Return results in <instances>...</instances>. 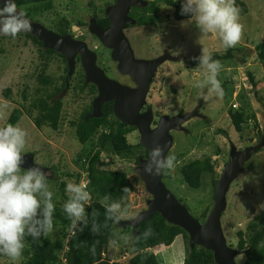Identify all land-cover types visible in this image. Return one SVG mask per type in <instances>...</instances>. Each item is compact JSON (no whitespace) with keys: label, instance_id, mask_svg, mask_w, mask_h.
Returning <instances> with one entry per match:
<instances>
[{"label":"rangeland","instance_id":"obj_1","mask_svg":"<svg viewBox=\"0 0 264 264\" xmlns=\"http://www.w3.org/2000/svg\"><path fill=\"white\" fill-rule=\"evenodd\" d=\"M113 1L51 0L52 9L41 13V19L46 18L43 24L48 25V19L64 17L71 22L72 31L76 36L83 34L88 37L84 31L85 27H78L81 26L80 23L83 24L94 14L98 17L102 16ZM147 1H154L157 4L155 11H159L162 15L159 17L162 22L149 26L139 25L137 29L130 30L129 35L135 56L150 59L168 54L177 59L175 62H166L161 66L151 84L147 103L154 111L156 120L162 116L183 115L195 108H199L198 113L205 118H195L184 123L183 128L186 129V133H171L173 145L168 155L176 157V167L170 173L165 171L162 181L178 202L187 209L190 216L201 220L203 212L209 210V214L213 207L212 178L216 176L205 174L200 188L191 190L181 179V167L191 161L209 157L214 165L215 175L219 176L228 161L229 142H232L238 150L256 144V140L249 143V140L255 137L253 122L248 120L242 126V133H237L229 118V113L232 111L244 110L247 115L254 114L260 130L264 131V72L253 52L256 45L264 42V0H236L240 10V3L246 9V13L240 15V23L244 25L241 39L233 47L242 52L236 53V61H221L222 70L218 79L225 89L222 97L209 93L207 89L201 90L194 87L198 80L203 79V70L198 65V61L193 58L200 56L203 50L211 55L215 53L220 56L226 51L216 34L201 33L195 22L187 23L188 20L182 21L184 26L181 21L172 22L171 18L164 22L163 18L166 16L165 13H168V9L163 0ZM134 12L135 9L131 11V14ZM148 14L156 15L150 9L143 13L142 19L148 20L150 17ZM98 49L101 51L99 47ZM244 57L247 62L240 64V60ZM39 63L35 48L24 36L12 38L0 35V127L7 124L13 110L22 112V117L15 126L23 128L28 133L23 154L35 155V163L50 169L48 174L52 177L49 181L50 188L54 192L53 203L56 211L58 208H63L66 202L60 190L61 183L65 185L68 182L77 183L76 175L83 169L79 155L90 150L89 145L83 146L78 143L71 123L78 122L79 115L91 103L94 92H91L90 87L80 92L79 86L69 90L62 100L58 129L52 130L47 123L36 128L35 121L40 115L35 106L60 87L64 68L63 63L52 61L43 65L44 68L40 72L39 68L42 65ZM38 75H42L49 85L41 84L37 79ZM249 75L256 83L255 88L249 82ZM78 79L77 74L74 82ZM220 131L225 132L227 136L219 134ZM138 139L139 135L135 131L126 137L127 143L135 146L137 154H140L141 149L137 146ZM122 157L114 154L109 146L100 154V158L108 165L107 170L124 172L131 179H135L134 160ZM83 178L84 174L81 172L79 183H83ZM65 195L68 194L65 192ZM150 199L148 194L141 197H137L134 193L129 194L122 204L127 207L129 215L121 221L131 220L145 211L146 202ZM226 202L221 226L227 245L235 249L238 243L237 232H245L247 225L264 212V208L260 207L264 205V149L253 155L245 164L243 174L230 186ZM203 222L200 221V223ZM60 230V226H57L44 237L51 240L59 238ZM120 230L115 229L117 244L109 245L107 255L110 260L126 262L131 239L129 233H122ZM68 234L71 236L70 232ZM180 243L181 249L175 251H168L169 247L167 251L166 249H163V252L158 251V254L155 251L157 261H171L177 264L179 260L184 259L185 245L182 240ZM61 256L62 253H59L60 263L58 264H63ZM128 257L130 258L131 255L129 254ZM20 260L15 264H19ZM235 262L244 264V254L236 257ZM0 264H12V262L7 258H0Z\"/></svg>","mask_w":264,"mask_h":264},{"label":"trees","instance_id":"obj_2","mask_svg":"<svg viewBox=\"0 0 264 264\" xmlns=\"http://www.w3.org/2000/svg\"><path fill=\"white\" fill-rule=\"evenodd\" d=\"M162 2L168 9V13H165L166 16L164 15L165 18H163L164 22H166L165 20H168V18H171L172 22L176 23L189 20L188 16L181 15L182 0H163ZM15 3L18 10L24 11L28 19L37 23H41V13L49 12L52 9L51 0H15ZM240 5V15H244L246 9L242 3H240ZM156 6L157 4L151 1L149 5L143 9H131V11L135 9L134 14H131V16L136 20L138 27L139 25L149 26L162 22L159 19L162 15L159 14V11H155L157 8ZM150 9L153 10L156 15L153 16L148 14L150 16L149 19L143 20V13ZM164 22L161 24H164ZM48 23L49 24L46 25L48 30L56 31L60 29L61 35H66L71 32V22L66 18L62 20L54 18L49 20ZM17 36H24L30 41L31 46L35 48L37 60L40 61L39 65H42L39 70L42 72L44 68L43 65L49 63L50 58L56 55L49 50L42 49V44L30 34L21 32ZM241 52L242 50L232 47L226 49L222 56L213 53L212 58L219 61H236V53ZM253 52L257 63L264 72V42L256 45ZM246 62L247 59L245 57L240 60V64H245ZM37 79L41 84L49 85V82L42 75H38ZM249 82L252 87H256V83L251 75H249ZM60 87L61 89L64 88V82H62ZM61 89L57 87L51 96L49 95L39 105L35 106V108L39 110L40 115L35 121V126L37 128L47 123L52 130L56 131L58 129L62 100H54L53 98L59 94ZM224 92L225 89L223 88V93ZM101 114L102 117L100 119L88 120H85V114L81 115L78 123H72L71 126H74L75 137L78 143L83 146H90V150L79 155V159L82 160L81 168H83L81 172L84 174L82 181L87 184V188L91 192L92 197L88 205H86V211L89 213H98L95 217L97 223L106 226L101 227L98 235L93 234L91 232L92 217L90 216L87 227L77 232L75 237L69 236L70 221L63 212V208H58L53 214V221L54 228L60 226V237L54 240L42 237L39 242L35 243L31 241L30 237L27 238L25 250L19 264H58L60 263L58 255L59 253L61 254L63 249H65V255L61 256L63 264H175L171 261H159V263L157 261L158 257L155 256L154 252L156 251L158 254V251L163 252V249H166V251L169 248L170 250L168 251L181 249L180 246L182 245L180 240H182L183 245H185L186 254L185 258L179 260L177 264H215L211 252L198 246H195L191 250L188 246L187 234L178 227L167 224L157 213L138 226L139 239L136 241L132 237L130 228L123 231L117 227V222L113 223L112 221L105 220V209L101 204V200L105 195L110 194L111 198L114 200L123 197V204L124 200L131 193H134L137 197H141L147 193L145 192L142 181L137 177L134 170L135 179H131L124 172L107 170V163L100 158L101 152L106 150V147L109 146L114 154L123 156L122 158L128 160L133 159L135 167L138 164L137 157L141 156L145 159L148 153L143 151L142 147L138 146L143 154H137V150L134 149L135 147L127 143L126 136L134 131V129L129 128L115 119L110 105H104L101 108ZM21 117L22 112L14 110L8 118V124L16 125ZM229 118L234 130L239 134L243 131L242 126L246 124L248 120H251L253 122L255 137L254 139L251 138L249 143H252L253 140H256V143L259 142L263 132L260 130L254 114L247 115L244 110H235L229 113ZM219 134L225 137L227 136L225 132ZM80 173L76 175L77 183L80 182ZM205 174L216 176L214 179L212 178V185L214 188L219 176L215 175V168L209 157L186 163L180 169V176L183 183L191 190H198L200 188L202 177ZM65 186V183L62 182L60 190L67 200L68 195H65ZM124 188L128 189L126 193L121 191ZM208 211L209 210L203 212L201 220L193 219L198 223H200V221L203 222L207 217ZM82 226L83 225H78V227ZM149 227L151 228V235L145 239L143 233ZM115 229H119L122 233H129L130 235L131 246L130 252L128 251V254L126 253V262L110 260L107 255L110 245L109 241L115 239ZM237 238L238 243L235 249L244 252L246 264H264V212L255 217L254 220L247 225L245 232H237ZM93 247L95 248L94 252L92 251ZM228 247L233 249L231 245H228ZM129 254L131 255L130 258L128 257ZM63 257H65V259Z\"/></svg>","mask_w":264,"mask_h":264},{"label":"water","instance_id":"obj_3","mask_svg":"<svg viewBox=\"0 0 264 264\" xmlns=\"http://www.w3.org/2000/svg\"><path fill=\"white\" fill-rule=\"evenodd\" d=\"M144 6H146V3L141 0H117L115 5L105 12L111 24L109 29L103 31L94 22L89 27L90 33L96 36L102 45L110 49L115 48L116 51H114L112 57L114 60L120 61L118 65L119 72L123 76L129 75L136 84V89L121 86L105 77L103 72L96 67L95 56L88 50L84 42L73 41L68 35H54L46 31L41 25L32 22H30V31L22 33L37 38L44 49L59 52L66 57L69 67L68 76L74 70L73 56L78 54L81 59V67L85 71L86 83H93L98 88V97L94 100L92 112L87 118H101V107L108 102H113L112 114L115 119L126 126L135 128L140 137V145L149 153L147 159L140 158L138 160L135 173L143 182L145 192L151 199L146 202L145 211L131 220L118 222L117 226L123 231L130 228L133 239L136 241L138 226L157 213L167 224L178 227L187 234L188 246L191 250L198 246L211 252L215 264H236V257L243 255L244 252L228 247L221 226V217L226 209V196L230 186L243 174L245 164L251 157L264 149V131L258 143L246 147L242 151H238L233 143L229 142L228 161L215 184L213 207L203 223L196 222L187 209L164 186L161 181L162 174L157 177L144 174L143 169L150 159L152 148L160 145L166 156L173 145L171 132H186V129L182 127L184 123L195 118L205 119L198 113L199 108H195L183 115L162 116L158 120L157 126L152 129V109L148 108L144 114L140 115L142 108L146 105L145 96L158 67L166 62L177 60L168 54L150 61H137L134 59L121 28L124 23L134 25V21L128 17L131 7L141 8ZM123 47L124 51L127 52L124 60L117 57L119 49L121 50ZM121 61H124V63ZM24 156L25 163L22 167H40L34 163L32 155Z\"/></svg>","mask_w":264,"mask_h":264},{"label":"clouds","instance_id":"obj_4","mask_svg":"<svg viewBox=\"0 0 264 264\" xmlns=\"http://www.w3.org/2000/svg\"><path fill=\"white\" fill-rule=\"evenodd\" d=\"M181 15L189 17L187 23L195 22L201 33L216 34L225 49L234 47L241 39L244 25L240 23V9L235 0H183ZM30 29L26 13L17 9L15 0H0V35L15 38L19 33ZM193 59L198 61L203 70V79L198 80L194 87L207 89L209 93L222 97L223 88L218 79L222 70L221 61L214 60L206 50ZM27 135L26 130L12 124L0 127V258H7L12 264L22 258L27 238L30 237L34 243L39 242L54 229L55 204L48 177L50 169L37 162L34 163L40 167H22L25 163L24 155H30L23 154ZM175 167L176 157L165 156L164 149L156 145L151 149L150 159L143 172L157 177L165 171L170 173ZM121 191L126 193L128 189ZM65 192L68 199L63 205V212L70 221L71 236L75 237L77 232L88 226L90 216L91 232L98 235L101 227L106 225L97 223L95 217L98 213L86 211V205L92 198L87 184L68 182ZM122 200L123 197L114 200L110 194L103 197L101 204L105 209L106 221L116 223L129 215ZM260 207L264 208V205ZM150 235L149 227L143 237L146 239ZM109 244L116 246L117 241L110 240ZM92 251H95L94 247ZM61 253L63 256L65 251Z\"/></svg>","mask_w":264,"mask_h":264},{"label":"flooded vegetation","instance_id":"obj_5","mask_svg":"<svg viewBox=\"0 0 264 264\" xmlns=\"http://www.w3.org/2000/svg\"><path fill=\"white\" fill-rule=\"evenodd\" d=\"M144 1H146V0H144ZM148 2V5H149V3L151 2V1H147ZM115 3V0L113 1V4ZM112 4V5H113ZM112 5H110L109 7H111ZM109 7H107V8H109ZM131 9L132 8H130V11H129V14H128V16L130 17V18H132L134 21H135V25H133V26H131V25H128V24H124L123 25V27H122V32H123V36H124V38L127 40V42H128V44H129V48H130V50H131V52L133 53V55H134V59L135 60H137V61H150V60H153V59H155V58H150V59H144V58H138V57H136L135 56V54H134V49H133V47H132V39L130 38V35H129V33H130V30H132V29H137L138 28V26H137V23H136V20L131 16ZM137 9V8H136ZM106 11V10H105ZM46 19V18H45ZM44 19V20H45ZM62 19H65L64 17L62 18ZM61 19V17L59 18V20H62ZM30 20V19H29ZM44 20L43 19H40V21H41V23H38V24H40V25H42L46 30H48V28H47V26H46V24H43V22H44ZM49 20H52V19H48L47 20V22H49ZM30 21H32V20H30ZM46 21V20H45ZM32 22H34V23H37V22H35V21H32ZM92 22H94V24L95 25H97L100 29H102V30H106V29H109V27L111 26L110 25V21H109V19H108V17L105 15V12H103L102 13V16H96V14H94V15H92V17H90V18H88L87 19V21L86 22H84L83 24L81 23V26H78V27H80V28H83V27H85V29H84V31L86 32V35L89 37V40H88V37H86V36H83V34L82 35H80V36H76L74 33H73V31H72V28H71V32L70 33H67L66 35H68V36H70L73 40H75V41H81V42H84L86 45H87V47H88V50L91 52V53H93L94 54V56H95V63H96V67L97 68H99L102 72H103V74L105 75V77H107L109 80H112V81H114V82H116V83H118L119 85H121V86H124V87H128V88H130V89H136V84L128 77V76H123L120 72H119V70H118V63L119 62H115L114 60H113V58H112V51L111 50H109V49H107V48H105L100 42H99V40L95 37V36H93V35H91L90 34V32H89V27H90V25H91V23ZM49 24V23H48ZM163 25V24H162ZM60 30V29H59ZM59 30H56V31H52V30H48L49 32H51V33H53V34H56V35H59V36H66V35H61V32L59 31ZM27 34V33H26ZM38 41V40H37ZM39 42V41H38ZM93 42V43H92ZM92 43V44H91ZM97 44H98V46H97ZM98 47L101 49V51H99V49H98ZM42 49H44L43 47H42ZM44 50H46V49H44ZM49 51H51V50H49ZM51 52H53L54 53V55H56V56H54V57H51L50 58V62H59V63H63L64 64V68H63V81L62 80H60V85H62V82H64V88L63 89H61V87H59L61 90H60V92H59V94H57L53 99L54 100H56V99H58V100H63L65 97H66V95H67V93H68V91L69 90H73L74 88H76L77 86H79V91L80 92H84L86 89H88V87H90V88H92V91L91 92H94V97H93V99H92V101H91V103L89 104V106H88V108H86L84 111H82V113L79 115V118H78V121L80 120V117H81V115H84L85 116V120H88V118H86L90 113H91V111H92V105H93V101L95 100V98L97 97V87L95 86V85H93V84H87L86 83V80H85V75H84V71H83V69H82V67H81V59H80V56L77 54V55H75V57H74V61H73V63H74V70H73V73L67 78V73H68V70H67V62H66V59H65V57L63 56V55H61L60 53H56V52H54V51H51ZM122 56V51L119 49V51H118V53H117V57L118 58H120ZM49 62V63H50ZM165 64V63H164ZM164 64H162V65H164ZM161 65V66H162ZM161 66L160 67H158V69H157V71H156V73L154 74V77H153V79H152V82L154 81V79L156 78V75H157V73H158V71H159V69H161ZM79 69H80V71H79ZM78 74V76H79V79L77 80V82H74V77L76 76ZM152 84V83H151ZM150 88H151V85H150V87H149V90H148V92H147V94H146V96H145V102H146V105L144 106V108H142V110H141V112H140V115L141 114H144L145 113V111L148 109V108H150V109H152L149 105H148V103H147V97H148V95H149V92H150ZM63 105V104H62ZM104 105H110V107H111V111H112V107H113V102H108V103H106V104H104ZM103 105V106H104ZM102 106V107H103ZM101 107V108H102ZM61 110H62V108H61ZM14 111V110H13ZM12 111V112H13ZM152 112H153V124H152V126H151V128L153 129V128H155V126H156V124H157V122H158V120L159 119H155V117H156V115H155V113H154V111L152 110ZM174 116H176V115H174ZM168 117H173V116H168ZM160 118V117H159ZM21 119V118H20ZM60 119H61V116L59 117V121H60ZM100 119V118H99ZM78 123V122H77ZM76 123V124H77ZM6 125H8V120H7V124ZM5 125V126H6ZM71 125H72V123H71ZM15 126V125H14ZM36 127V126H35ZM74 127V126H73ZM129 127V126H128ZM182 127H183V125H182ZM37 128V127H36ZM129 128H133V127H129ZM134 129V131L138 134V132H137V130L135 129V128H133ZM134 131H132V133L131 134H133V132ZM187 132V131H186ZM186 132H182V133H186ZM172 133V132H171ZM170 133V134H171ZM131 134H129V135H131ZM129 135H127L126 137H128ZM131 146V145H130ZM137 146H140V144H139V139H138V144H137ZM132 147H135V146H132ZM141 147V146H140ZM247 147H249V146H247ZM246 147H244L243 149H241V150H238V151H242V150H244ZM143 149V148H142ZM143 151H145L144 149H143ZM145 152H147V151H145ZM170 152V151H169ZM168 152V153H169ZM142 153V152H141ZM143 154V153H142ZM168 155V154H167ZM33 157H34V159H35V155H33ZM148 157V156H147ZM138 159L139 158H141V159H143L141 156H138L137 157ZM146 159V158H145ZM35 162V161H34ZM50 171V170H49ZM49 178L51 177V175H49L48 176ZM163 180V174H162V179H161V181ZM162 183H163V181H162ZM65 255V253L63 254V256ZM64 259H65V257H63Z\"/></svg>","mask_w":264,"mask_h":264},{"label":"bare ground","instance_id":"obj_6","mask_svg":"<svg viewBox=\"0 0 264 264\" xmlns=\"http://www.w3.org/2000/svg\"><path fill=\"white\" fill-rule=\"evenodd\" d=\"M116 1L117 0H115V3H116ZM141 1H143V2H145L146 3V6H144V7H141V8H137V9H143V8H145V7H147L148 6V2H146V1H144V0H141ZM115 3L112 5V6H114L115 5ZM111 6V7H112ZM110 8V7H109ZM131 8H134V7H131ZM108 9V8H107ZM106 9V10H107ZM130 11V10H129ZM106 12V11H105ZM129 14V13H128ZM105 15H106V13H105ZM107 16V15H106ZM108 17V16H107ZM129 17V16H128ZM130 18V17H129ZM28 19V18H27ZM109 19V18H108ZM130 19H132V18H130ZM29 20V19H28ZM133 20V19H132ZM30 21V20H29ZM110 21V20H109ZM134 21V20H133ZM30 22H32V21H30ZM32 23H34V22H32ZM35 24H38V23H35ZM125 24V23H124ZM126 24H128V23H126ZM40 25V24H39ZM111 25V24H110ZM128 25H131V24H128ZM134 25H135V21H134ZM42 26V25H41ZM131 26H133V25H131ZM43 27V26H42ZM111 27V26H110ZM109 27V28H110ZM123 27V26H122ZM44 28V27H43ZM45 29V28H44ZM46 30V29H45ZM102 30V29H101ZM107 30V29H106ZM46 31H48V30H46ZM104 31V30H103ZM121 31H122V28H121ZM49 32V31H48ZM90 32V31H89ZM51 33V32H50ZM53 34V33H52ZM91 34V33H90ZM54 35H56V34H54ZM92 35V34H91ZM57 36H59V35H57ZM94 36V35H93ZM34 37V36H33ZM96 37V36H95ZM71 38V37H70ZM97 38V37H96ZM37 39V38H36ZM72 39V38H71ZM98 39V38H97ZM73 40V39H72ZM73 41H75V40H73ZM79 42H81V41H79ZM41 43V42H40ZM42 44V43H41ZM104 46V45H103ZM105 47V46H104ZM105 48H107V47H105ZM107 49H109V50H111L112 51V56H113V53H114V51H116L115 50V48H113V49H110V48H107ZM129 50H130V48H129ZM52 51V50H51ZM121 51H122V56L119 58V59H122V60H124V58H125V56H126V54H127V52L126 51H124V47L121 49ZM131 51V50H130ZM55 52V51H54ZM56 53H59V52H56ZM93 54V53H92ZM77 55V54H76ZM94 55V54H93ZM74 57L75 56H73V61H74ZM113 58V57H112ZM65 59H66V57H65ZM114 60V59H113ZM115 62H119L120 63V61H116V60H114ZM67 62V61H66ZM122 63H124V61H121ZM119 63H118V65H119ZM67 64V70H68V73H69V67H68V63H66ZM83 69V68H82ZM99 69V68H98ZM83 71H84V69H83ZM68 73H67V78L69 77L68 76ZM84 75H85V71H84ZM127 76V75H126ZM128 77L132 80V78L128 75ZM85 80H86V75H85ZM112 81V80H111ZM133 81V80H132ZM152 83V82H151ZM87 84H93V83H87ZM94 85V84H93ZM96 86V85H95ZM97 87V86H96ZM97 94H98V88H97ZM97 97H98V95H97ZM96 97V98H97ZM95 98V99H96ZM94 102V101H93ZM92 107H93V105H92ZM92 112V111H91ZM87 118V117H86ZM88 119H99V118H88ZM156 126H157V124H156ZM155 126V127H156ZM154 129V128H153ZM172 137V136H171ZM139 144H140V137H139ZM141 146V145H140ZM142 147V146H141ZM143 148V147H142ZM144 149V148H143ZM145 150V149H144ZM171 150V149H170ZM169 150V151H170ZM146 151V150H145ZM148 153V152H147ZM168 154V153H167ZM148 155H149V153H148ZM167 156V155H166ZM148 158V157H147ZM146 158V159H147ZM140 159V158H139ZM138 159V160H139ZM143 160H145V159H143ZM137 166H138V164H137ZM136 166V167H137ZM135 167V168H136ZM134 172H135V169H134ZM136 174V173H135ZM137 175V174H136ZM138 177V176H137ZM139 178V177H138ZM140 179V178H139ZM162 179V178H161ZM141 180V179H140ZM143 183V182H142ZM143 186H144V184H143ZM144 189H145V187H144ZM120 222V221H119ZM118 223V222H117ZM118 227V226H117ZM119 228V227H118ZM131 234H132V231H131ZM70 236V235H69ZM68 236V237H69ZM133 237V236H132Z\"/></svg>","mask_w":264,"mask_h":264}]
</instances>
